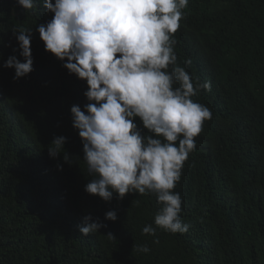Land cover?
Masks as SVG:
<instances>
[{
  "label": "trees",
  "instance_id": "1",
  "mask_svg": "<svg viewBox=\"0 0 264 264\" xmlns=\"http://www.w3.org/2000/svg\"><path fill=\"white\" fill-rule=\"evenodd\" d=\"M5 3L0 63L9 53L20 58L11 50V42L18 49L12 31L34 29L39 22L37 15L16 10L12 0ZM188 4L174 34L177 64L204 83L198 62L211 55L219 77L211 91L192 98L212 116L195 137L196 149L174 189L182 197L180 215L188 231L143 234L144 226H155L152 195L131 193L118 200L114 194L104 202L84 191L94 177L69 110L74 104L83 110L86 83L45 51L38 34L35 46L47 59L33 67L35 90L25 101L17 92L6 96L19 114L0 98V264H264V185L251 184L264 182V0ZM222 86L241 96L220 93ZM58 136L66 137L69 162L49 157L47 148ZM110 210L117 213L115 222L104 220ZM84 215L107 226L82 235L77 226ZM142 245L147 253L137 251Z\"/></svg>",
  "mask_w": 264,
  "mask_h": 264
},
{
  "label": "clouds",
  "instance_id": "2",
  "mask_svg": "<svg viewBox=\"0 0 264 264\" xmlns=\"http://www.w3.org/2000/svg\"><path fill=\"white\" fill-rule=\"evenodd\" d=\"M5 2L0 0V6L6 7ZM12 2L16 10L37 15L39 22L34 29L12 31L18 49L11 42V50H18L20 58L9 53L0 63L3 106L19 114L14 101L7 97L6 102V96L17 92L24 100L35 90L37 71L33 67L47 59L35 46L39 34L45 51L64 62L62 67L69 74L86 83L83 110L75 104L69 110L72 127L81 139L83 161L94 177L84 191L104 202H110L114 194L118 200L131 193L152 195L158 205L155 226H144L142 233L155 236L157 229L173 234L187 232L190 225L180 215L182 197L174 189L185 161L196 149L195 137L212 116L208 107L192 98L201 90L211 91L219 82L218 75L213 74L216 68L211 55L198 62L200 75L207 79L204 83L194 81L177 64L174 34L183 14L191 9L189 0ZM48 13L52 18L41 24ZM4 14L0 8V19ZM221 92L237 98L242 93L226 86ZM244 112L241 108V118ZM65 143L66 137H55L47 148L49 157L62 156L69 162ZM251 184L262 186L264 182ZM104 220L115 222L116 211H107ZM106 226L99 218L84 215L77 228L87 236ZM137 251L147 253L149 248L142 245Z\"/></svg>",
  "mask_w": 264,
  "mask_h": 264
},
{
  "label": "bare ground",
  "instance_id": "3",
  "mask_svg": "<svg viewBox=\"0 0 264 264\" xmlns=\"http://www.w3.org/2000/svg\"><path fill=\"white\" fill-rule=\"evenodd\" d=\"M221 93H223V92H221ZM220 94V93H219Z\"/></svg>",
  "mask_w": 264,
  "mask_h": 264
}]
</instances>
